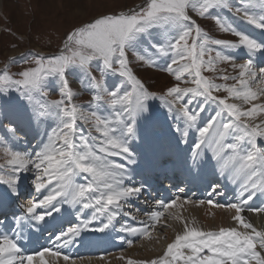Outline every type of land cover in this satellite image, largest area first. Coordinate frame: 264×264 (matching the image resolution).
<instances>
[{"label":"snow or ice","instance_id":"obj_1","mask_svg":"<svg viewBox=\"0 0 264 264\" xmlns=\"http://www.w3.org/2000/svg\"><path fill=\"white\" fill-rule=\"evenodd\" d=\"M225 12L260 29V38L239 31ZM204 19L238 39L214 38L198 22ZM228 50H239L241 56ZM241 58L243 63L235 62ZM18 63L23 66L10 71ZM221 63L238 72L227 73L219 68ZM261 64L264 0H144L71 28L55 53L24 51L19 58L10 57L0 69V184L18 197L24 174L32 173L37 195L20 204L22 211L11 213L10 220L9 215L0 216V227L7 226L0 231V264H77L62 249L84 232L106 233L119 223L118 217L130 216L124 206L151 190L146 178L174 177L179 170L196 179L206 168L236 187L232 201L220 204L212 199L224 195L215 180L207 201L180 195L168 202L157 200L170 219L183 223V231L167 244L163 256L128 259L127 264H264V229L242 215L246 210L264 212V206L252 204L264 197ZM133 65L165 72L175 83L163 92L152 91ZM205 71L218 73L216 79L223 83L203 75ZM74 78L79 91L73 89ZM83 92L90 100L75 103ZM220 92L225 95L216 94ZM52 93L58 98L49 99ZM150 101L166 110L168 123L165 127L152 121L155 135L145 145L147 158L141 166L134 144L140 143V124L151 115ZM206 111L208 115H202ZM190 130L196 133L192 141ZM184 191L178 187V193ZM186 203L234 211L236 227L204 231L170 211ZM73 213L78 223H72ZM146 215L150 225L125 223L118 231L152 239L149 228L165 212ZM57 219L68 226L56 230L50 221ZM46 231L48 243L38 251L29 253L19 244L20 238ZM126 242L131 246L134 239Z\"/></svg>","mask_w":264,"mask_h":264},{"label":"rangeland","instance_id":"obj_2","mask_svg":"<svg viewBox=\"0 0 264 264\" xmlns=\"http://www.w3.org/2000/svg\"><path fill=\"white\" fill-rule=\"evenodd\" d=\"M239 2L240 0H233V3L235 4H238ZM143 3L144 0H0V69H3L5 63L9 60L10 57L19 58L20 53L24 51L44 53L45 55L55 53L58 51L65 34L71 28L88 22L98 15L119 13L120 11H126L129 8H133ZM224 15L231 19V22L235 27H237L239 31H242L246 34L249 31L248 34H250L253 32V30H255V27L253 25H249L239 19H236L235 17H232L231 13L225 12ZM198 22L202 27H205L204 30L209 31V34L214 38L218 37L231 41H236L238 39L234 35L220 33L218 28L214 27V22L211 19H204ZM13 45H15V47H13ZM228 52L236 56H241V52L239 50H228ZM161 62L163 63V61ZM235 62L243 63L244 58L237 59ZM22 66L23 65L19 63L11 65L10 71L16 72ZM133 67L136 75L141 78L146 86L152 91L158 93L163 92L167 87L175 83L174 79L165 72L146 67H138L136 65H133ZM219 68L225 69L227 73L232 75H235L236 72H238V70L234 72L231 68V65L226 63L219 64ZM202 74L215 79L217 83H223V81L216 79L218 73L205 71ZM74 79L75 82L72 84L73 89L79 91V80L78 78ZM228 83H234V81L230 80L228 81ZM181 86L191 85L182 84ZM253 87H255V85ZM216 94L220 96L225 95V93L223 92ZM57 98L58 95L56 93H52V95L49 97V99ZM89 100L90 94L87 92H83L81 95L75 98L74 102L78 104H87ZM230 102L240 103L239 101ZM149 104L151 115L140 124L142 135L145 134V132L147 134L153 132L152 121L158 120L157 116L160 111L163 112L167 117V114L165 112L166 110L164 111V109L159 106L158 101H150ZM193 108H195V105H193ZM202 115H208V112L206 111ZM166 122L168 123L167 119ZM2 134L3 131L0 130V135ZM2 162L3 161L0 160V163ZM4 174L6 178V170ZM24 175H26L27 178L21 180L19 187L24 184L25 186L28 185L29 188L31 187L24 197L23 201L25 202V200L28 198L36 197L37 194L35 193L33 187V174L27 173ZM0 189L6 191V186L0 184ZM5 194L7 196L8 193ZM186 204L188 205V203ZM260 213H257L255 221L257 222V226L259 227V229H264V215L261 213L262 216L260 217ZM165 215L166 216H164L163 218L165 225H161V227L159 228V223L157 225L158 227L149 228L150 234L153 237L152 239L136 238L135 243L128 247V249L124 248L114 251H102L103 249H100L104 253L100 252L99 250L98 253H96V256H94V254H91L85 257L82 255L75 256L74 254V256L72 257L76 259H79L81 257H93L108 260L107 262L117 260L119 262L118 264H127L128 259L138 261H150L153 259H157L163 256V252L167 244L171 243L174 240L173 239L172 241H169L167 240V237L173 234V226L176 220L170 219L167 215V212L165 213ZM125 223L128 224V222L122 221L121 224H118V227ZM105 235L108 240H111L109 231H107ZM122 236L123 234L120 235V238ZM134 246L138 248H135ZM133 249H136V251L134 253H130V250ZM121 256H124V259H121ZM110 258H112V260ZM100 261L102 262V260ZM59 263L62 264L63 261H59Z\"/></svg>","mask_w":264,"mask_h":264},{"label":"bare ground","instance_id":"obj_3","mask_svg":"<svg viewBox=\"0 0 264 264\" xmlns=\"http://www.w3.org/2000/svg\"><path fill=\"white\" fill-rule=\"evenodd\" d=\"M254 28V27H253ZM252 31V30H251ZM250 35L251 36H253L254 38H257V39H259L260 38V36H261V30L260 29H256L255 28V30H253V32L252 33H250ZM264 64H261V66H263ZM254 86V85H253ZM244 107L246 108L247 106H245L244 105ZM151 128V127H150ZM140 135L142 136V134H141V132H140ZM152 136V135H151ZM193 136H194V134H193V132H192V130H190V132H189V140L190 141H192V140H194V139H192L193 138ZM145 137H146V135H145ZM153 137V136H152ZM195 137H196V133H195ZM146 139H148V138H146ZM146 139H144V138H142V140H143V142H140L139 143V148H140V150L141 151H144L145 152V145L147 144V143H150L151 142V138L149 137V140H146ZM137 147V144H134V149ZM211 175H213V174H211ZM212 177V176H211ZM199 180L205 185V186H207V178H206V174H204V175H201L200 176V178H199ZM225 180V179H224ZM227 180V179H226ZM228 181V180H227ZM223 183L225 184V186H224V188H229V187H231V183H229V182H224L223 181ZM28 188V186H26V187H22L21 186V188H19V190H21V192H23L24 194H23V196H25V194H26V190H28L27 189ZM233 192H235V190L233 189ZM46 194V193H45ZM1 196H3V197H5L6 195H4L3 194V190L2 189H0V197ZM21 197V196H20ZM142 197V196H141ZM140 197V198H141ZM260 198H262V199H264V197H260ZM8 199V198H7ZM21 199V198H20ZM19 199V200H20ZM24 200V198L21 200V201H23ZM221 200L223 201L224 200V197L223 198H221ZM24 202V201H23ZM138 203H143V202H138ZM145 203V202H144ZM146 204V203H145ZM252 204H254L253 202H252ZM147 205V204H146ZM187 204H183V207H180V208H176L175 210H170V211H174V212H178L179 213V215L183 218V220L184 221H194L195 222V224L193 225V226H198V227H200L202 230H204V231H216V230H218L220 227H236V224H235V222L231 219V217H232V215H234V211L233 212H229V211H227V210H225V209H223V208H216V207H212V206H210V205H208V204H203V205H197V204H190V203H188V205L186 206ZM260 206H262V205H260ZM264 206V205H263ZM152 207V206H151ZM256 207H259V206H256ZM3 208V203H2V205H0V209H2ZM18 209H19V207H18ZM130 209H132V208H130ZM146 210V209H148V208H143V210ZM21 209H19V211H20ZM18 211V212H19ZM89 212L87 213L88 215H91V210H88ZM137 213V212H136ZM165 213H166V211H165ZM242 215H244V217L246 218V220L247 221H249V222H251L257 229H259V227L257 226V222L255 221V219H256V217H257V212H251V211H244L243 213H242ZM255 215V216H254ZM264 215V214H263ZM262 216V214H260V217ZM123 218H125L126 219V217H123ZM1 219H3V218H1ZM162 220H160L158 223H160V226H159V228L161 227V225L163 226V225H165L164 224V220H163V217L161 218ZM62 220H60V219H57V220H54V221H50V224L55 228V227H60V225H61V222ZM260 226V225H259ZM155 227H158L157 225H155ZM154 227V228H155ZM183 228H184V225H183V223H181L179 220H176L175 222H174V226H173V234L172 235H170V236H168L167 237V240H169V241H172L174 238H175V235L177 234V233H180V232H182L183 231ZM7 230V226L5 225V226H3V227H0V231H6ZM239 230H241V229H239ZM241 231H243V229L241 230ZM88 233H90V232H88ZM84 234H86V232H84V233H82L81 234V237L80 238H77V240H80L81 242H82V244L85 242V239H84ZM93 234V233H92ZM50 234L49 233H47L46 234V236H49ZM94 235L95 234H93L92 235V237L91 238H93L94 239ZM46 236H43V238H46ZM26 238H20L19 239V242H21V241H24ZM97 241H99L98 239L97 240H93L90 244H92V248H94L95 247V245L97 244V243H99V242H97ZM71 246V245H70ZM135 248H138V247H136V246H134ZM94 250V249H93ZM92 250V251H93ZM62 251H64V250H62ZM87 251V250H86ZM136 251V249H133V250H130V253H134ZM91 252V251H90ZM124 257V256H123ZM76 259V258H75ZM111 260H112V258H110ZM109 259V260H110ZM113 259H116V258H113ZM77 260V264H118L119 262L117 261V260H110L111 262H107L108 260H105V259H99V258H93V257H91V258H83V260H81V259H76ZM100 260H102V262L100 261ZM62 261V260H61ZM105 261H106V263H105ZM59 264H61V263H59ZM62 264H64V262L62 263Z\"/></svg>","mask_w":264,"mask_h":264}]
</instances>
